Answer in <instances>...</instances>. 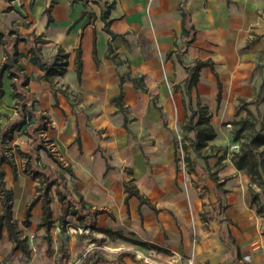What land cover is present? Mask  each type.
<instances>
[{
    "label": "crops",
    "instance_id": "1",
    "mask_svg": "<svg viewBox=\"0 0 264 264\" xmlns=\"http://www.w3.org/2000/svg\"><path fill=\"white\" fill-rule=\"evenodd\" d=\"M182 1L6 0L9 12L26 20L40 42H46L42 46L68 54L62 92L57 95L44 81L36 90L32 88L30 73L43 72L30 63L28 51L23 71L29 77L28 90L42 106L37 113H53L52 138L45 134L47 124L40 136L52 144L54 140L64 164L76 177L77 194L97 212V231L115 239L121 236L118 231H130L136 245L192 256L196 264H218L232 260V252L224 250L228 246L220 236L222 224L201 219L207 208L205 197L193 194L185 207L169 164L173 149L163 119L169 118L171 107L177 119L183 114L178 87L184 85L187 75L177 61L180 54L189 66L198 60L211 64L199 71L193 88L198 96L213 98L222 89L221 99L227 105L255 97L259 81L253 75L261 67L259 56L264 58V0H187L197 32L181 51L178 9ZM174 40L178 47L173 46ZM10 43L17 53L24 51L17 48L18 41H5L0 44L3 52ZM33 46L31 43L29 49ZM0 58L4 62V54ZM128 75L142 77L144 89H136ZM121 76L125 81L120 85ZM1 90L0 98H4L6 88ZM64 90L75 97H66ZM63 126L64 131H57ZM111 156L114 166L109 163ZM104 157L110 167L107 170ZM2 170L6 187L15 191L17 175L14 178L12 173L10 179ZM216 177L218 184L225 177L233 178L235 188L245 178L231 161L217 170ZM130 182L148 209L140 208L141 202L134 196L125 206L124 185ZM216 182L212 189L218 194ZM222 192L223 214L233 222L227 232L240 246L235 231L246 221L247 206L231 187ZM240 213L244 215L241 219Z\"/></svg>",
    "mask_w": 264,
    "mask_h": 264
},
{
    "label": "rangeland",
    "instance_id": "2",
    "mask_svg": "<svg viewBox=\"0 0 264 264\" xmlns=\"http://www.w3.org/2000/svg\"><path fill=\"white\" fill-rule=\"evenodd\" d=\"M3 1L4 3L0 5V44L5 43V41L7 43L9 41H16L17 43L18 41L17 48L24 51L18 53L16 60L23 67H25L28 56L27 51L31 43L40 48L44 58L48 63H51L57 53L56 49L52 46H42L40 36H37L34 31H30V26L26 20L10 13L9 3L6 0ZM8 47L9 50L14 51L11 43ZM2 49L0 46V57L4 54ZM262 57L259 56L261 67L257 68L253 75V78L259 81L257 87H255L254 98L248 101L245 99L235 101L227 105L221 99L222 89H220L219 98L216 94L213 95V98H204L198 96L193 89L190 92L185 90V86L182 84L178 89L183 114L178 117V120L175 108L171 107L169 118L163 119L165 134L173 149L169 164L173 169L175 186L184 195L185 207H188V197H191V195L194 194L200 198L205 197L206 201L203 205L207 208H203V212L209 214L206 215V220L211 219L206 222L211 223L218 220V224H222L223 236L228 246H224V250L226 252L227 249L231 250L232 260L218 264H262V251L264 249V168L257 176L249 174L246 169L238 170L244 174L245 178L236 188L234 187V179L225 177L222 184L216 182V186L219 185L216 188L218 194L212 189L213 180H218V177H216L217 170L234 158L233 146H237L238 149L244 143L253 146L249 137L253 133L251 128L246 129L237 141L233 140L234 131L239 127L238 122L243 117H247L254 123V129L264 135V89L260 88L262 85L264 88V58ZM2 64L3 60L0 58V67ZM64 73L58 72L50 78L44 79L41 77L42 75L31 72V86L36 90V87L42 85L44 81L50 85V88L57 95L62 92L61 76ZM0 82L1 87H5L7 92L4 98H0L1 131L7 123L17 119V113L15 100L11 96L12 79L9 77L8 70L3 72ZM63 92H66L63 95L68 98L75 97L69 94L67 96L66 90ZM35 107L37 110H42L40 104H36ZM50 107L51 109L54 108L53 101L50 102ZM203 107H205V110ZM48 112L49 110L43 116L48 128L45 134L51 139L53 132H51L52 129L49 126L53 125V113L49 114ZM55 112H59L58 109ZM200 118L207 121L216 136L213 140L208 141L205 147L196 151L193 147L195 134L188 127H193ZM64 127L57 131H64ZM43 138L39 142V146L35 147L39 164L57 167L55 162L57 160L64 167H68L64 164L66 163L64 157L58 153V149L54 146V140L52 144L48 140H43ZM56 142L58 148L63 149L61 141L56 140ZM258 143L254 150L258 154L259 160L264 162V140L259 139ZM3 148L7 162L2 168L10 175V179L14 170L17 175V182L13 187L15 191H13L11 201V220L20 244L18 245L12 241L5 229H2L0 258L13 264H141L135 258L133 251H143L146 246L134 244L137 243V240L130 231H118L121 234L120 237L118 235V239L113 236L108 237L106 234L97 231L96 217L93 219L94 223L88 224L86 220H81L72 213L64 219V224L61 222L62 204L55 194L54 188L43 190L42 177L33 175L26 170L27 155L31 149V138L25 127L9 134L4 140ZM44 148L50 153L45 152ZM177 148L182 152H179ZM181 156L186 165L185 170H182L181 167ZM109 163L113 165L112 156ZM58 170L64 173L68 179V189L71 193L77 194L76 177H70L62 168H58ZM125 173L128 177V170ZM132 183H129L130 187ZM112 185V193L116 197L115 184ZM230 187L239 192L245 206H247L246 221L241 229L238 228L239 231H235L241 241L240 246L234 242V239L226 236L228 228L233 222L229 221L223 214L226 206H224L222 200V191ZM43 193L46 194L49 200L48 209L51 217L50 225L46 226H40L42 221L41 198L37 202L32 201L35 195H42ZM147 207L143 200L140 208L146 210ZM1 215L2 201L0 195ZM243 216V214H239L240 219Z\"/></svg>",
    "mask_w": 264,
    "mask_h": 264
},
{
    "label": "trees",
    "instance_id": "3",
    "mask_svg": "<svg viewBox=\"0 0 264 264\" xmlns=\"http://www.w3.org/2000/svg\"><path fill=\"white\" fill-rule=\"evenodd\" d=\"M179 17H180V42L181 48L180 50H185L190 43H192L195 39L196 32L193 24L190 13L187 9V0H183L180 8L178 9ZM102 19L105 20V13H102ZM107 26V23H106ZM107 31V28H106ZM108 32V31H107ZM109 33V32H108ZM46 42H40V44H45ZM9 46V45H8ZM173 46H177L176 40L173 41ZM111 51V48L109 49ZM30 54V63L36 66L39 70L43 72L41 76L44 79H48L51 76L59 73H63L67 66V57L68 54L64 53L60 48H58L56 55L53 58L51 63H48L44 58L42 51L36 45L28 50ZM18 53L16 49L14 51L9 50V47L4 48V62L0 68V77L3 71L9 70V77L12 79L11 96L15 100V109L17 113V119L7 123L5 128L0 131V195L2 201V215L0 216V238L2 237V229H5L10 239L20 244L14 224L11 220V201L13 196V191L6 187L4 181V171L1 166L7 162L6 154L3 148L4 140L11 134L13 131L21 128H26V131L31 138V149L27 155V163L26 170L36 176L42 177V185L43 190H49L52 187L54 188L55 194L58 196L59 201L62 204L61 208V222L64 224V219L69 215L73 214L77 218L81 220H86L88 224L94 223V218L97 216V212L92 210L91 207L82 200L81 195L72 194L68 189V179L65 174L60 172L58 168H62L70 177H74L72 171L68 167H64L59 161H55L56 166H47L41 165L38 162V154L35 151V147L39 146V142L41 141L40 133H42L46 129V122L44 117L36 110V99L33 93H31L27 84L29 81V77L24 73L23 66L16 60ZM177 61L182 64L186 70V79L184 80L185 90L191 91L199 80V71L203 67H210L211 64L208 61L198 60L192 63L191 66L186 64L181 59V54L177 56ZM80 60L79 57L76 61V69L77 76L79 77L80 72ZM127 79L133 84L136 89H144L143 79L142 77H130L126 76ZM125 81L124 77H120V85ZM263 88V85L260 87ZM217 89H219V83H217ZM2 95L1 90V82H0V96ZM220 96V89L217 93V98ZM258 98V95L256 96ZM258 100V99H256ZM255 100V101H256ZM205 110V107H203ZM204 125V126H202ZM238 129L234 131L233 140L237 141L246 129H252V134L250 137V143L253 146L242 144L238 151L233 152L234 158H232L231 162L235 166L237 170L246 169L251 175H258L260 171L264 168V162L259 160V156L255 153V146L258 145L259 139L264 140V135L260 132H257L254 129V123L247 117H243L238 122ZM190 131H194L195 139L193 142V147L196 151L200 150L202 147L206 146L208 141H211L215 138L216 133L213 129L207 124L206 120L200 118V120L193 126L188 127ZM45 152L50 153L46 148H44ZM233 155V154H232ZM106 160V170L110 167L107 165ZM14 178L16 177L15 170L13 171ZM216 182V180H213ZM125 194H127L126 199L124 201L125 206L127 207V201L129 197H136L140 202L142 201V196L138 194L137 190L132 186L129 187L128 183L124 185ZM41 198L42 202V216L40 226L50 225V212L48 209V198L45 193L42 195H35L32 199L33 202H37ZM215 211V210H214ZM206 212H202L201 219L206 220ZM221 239L224 244H226L225 237L223 236V231L220 232ZM228 238L233 239L229 234L226 235ZM153 248L152 246H150Z\"/></svg>",
    "mask_w": 264,
    "mask_h": 264
},
{
    "label": "built area",
    "instance_id": "4",
    "mask_svg": "<svg viewBox=\"0 0 264 264\" xmlns=\"http://www.w3.org/2000/svg\"><path fill=\"white\" fill-rule=\"evenodd\" d=\"M233 147H234L233 148L234 152L238 151L237 146H233ZM178 150L179 152H182L180 149ZM180 163L182 165L181 166L182 170H185L186 165L184 164V159L182 158V156L180 158ZM133 253H135V258L141 264H196L192 256L185 258L176 252L164 253L160 250L158 251L155 248H151V247L146 248L144 251L134 250ZM0 264H13V263L7 260H0ZM262 264H264V249L262 251Z\"/></svg>",
    "mask_w": 264,
    "mask_h": 264
}]
</instances>
